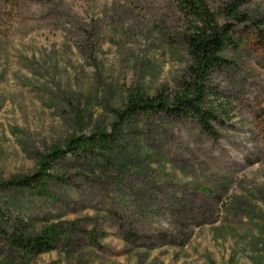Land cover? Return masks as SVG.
Listing matches in <instances>:
<instances>
[{
    "label": "rangeland",
    "instance_id": "obj_1",
    "mask_svg": "<svg viewBox=\"0 0 264 264\" xmlns=\"http://www.w3.org/2000/svg\"><path fill=\"white\" fill-rule=\"evenodd\" d=\"M207 1L217 11L221 0ZM243 10L264 19V0ZM190 24L178 0H0V206L7 226L60 230L57 249L35 257L0 237V264H264V40L255 30H239L229 64L212 76L211 98L224 106L218 136L192 118L140 114L113 149L55 163L65 182H50V195L4 186L72 136L111 133L131 94L172 96L190 62Z\"/></svg>",
    "mask_w": 264,
    "mask_h": 264
},
{
    "label": "trees",
    "instance_id": "obj_2",
    "mask_svg": "<svg viewBox=\"0 0 264 264\" xmlns=\"http://www.w3.org/2000/svg\"><path fill=\"white\" fill-rule=\"evenodd\" d=\"M251 0H221L214 11L207 0H178V7L190 20V26L183 36L190 58L186 76L179 89L172 96L157 94L145 97L141 93L129 96L125 107L116 110L113 131H96L91 136H72L62 148L56 145L51 152L41 157L39 170L33 175L12 177L4 183L10 190L30 192L39 196L50 195V182H65V178L51 170L55 163L70 155L77 160L90 159L98 152L113 149L125 123L137 115L156 116L164 114L168 119H194L207 133L218 136L213 121L219 120V112L224 106L213 102L217 93L212 85L215 72L229 64L225 53L235 49L240 43L239 30H255L264 40V19L253 18L243 10ZM222 16L220 23L218 16ZM8 219L0 206V237L13 251L35 257L57 249L60 240L58 227H46L34 231L22 221L7 226ZM167 237L166 234L162 235Z\"/></svg>",
    "mask_w": 264,
    "mask_h": 264
}]
</instances>
